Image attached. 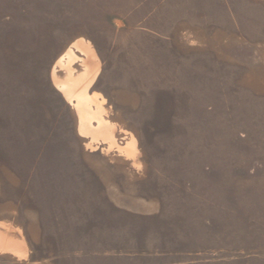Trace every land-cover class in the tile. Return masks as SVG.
Here are the masks:
<instances>
[{
	"label": "rangeland",
	"instance_id": "374dc122",
	"mask_svg": "<svg viewBox=\"0 0 264 264\" xmlns=\"http://www.w3.org/2000/svg\"><path fill=\"white\" fill-rule=\"evenodd\" d=\"M81 38L112 148L53 81ZM5 239L0 264H264V0H0Z\"/></svg>",
	"mask_w": 264,
	"mask_h": 264
},
{
	"label": "bare ground",
	"instance_id": "6f19581e",
	"mask_svg": "<svg viewBox=\"0 0 264 264\" xmlns=\"http://www.w3.org/2000/svg\"><path fill=\"white\" fill-rule=\"evenodd\" d=\"M76 51L83 56L78 55ZM78 61L83 65V71H80V73H76V69L73 66ZM59 69L65 70L66 75H58ZM100 69V60L91 43L81 38L76 40L60 55L53 68V81L66 99L76 106L80 118L79 130L82 134L90 136L88 144L96 143L102 138L108 143L109 148H112L117 146L116 126L105 118L106 109L103 106V102L98 100L95 93L90 92ZM93 120L97 122V126L93 125ZM126 150L131 155L136 154L137 146L134 138H131L127 143ZM25 247L22 242L17 243L10 239L0 242V250L14 251L20 255L27 253Z\"/></svg>",
	"mask_w": 264,
	"mask_h": 264
}]
</instances>
